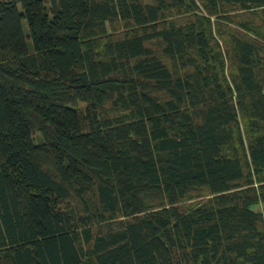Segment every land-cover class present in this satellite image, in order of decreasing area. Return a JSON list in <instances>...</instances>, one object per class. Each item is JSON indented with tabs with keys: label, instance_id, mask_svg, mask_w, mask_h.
<instances>
[{
	"label": "trees",
	"instance_id": "trees-1",
	"mask_svg": "<svg viewBox=\"0 0 264 264\" xmlns=\"http://www.w3.org/2000/svg\"><path fill=\"white\" fill-rule=\"evenodd\" d=\"M0 264H264V0H0Z\"/></svg>",
	"mask_w": 264,
	"mask_h": 264
},
{
	"label": "rangeland",
	"instance_id": "rangeland-1",
	"mask_svg": "<svg viewBox=\"0 0 264 264\" xmlns=\"http://www.w3.org/2000/svg\"><path fill=\"white\" fill-rule=\"evenodd\" d=\"M23 30H24V33L25 34H27L28 33V26H27V23H26V21L24 20L23 21ZM79 105H81L82 107H83V103H80ZM35 135H39L38 133H36ZM193 201H196V199L195 200H191V201H189V202H193Z\"/></svg>",
	"mask_w": 264,
	"mask_h": 264
}]
</instances>
